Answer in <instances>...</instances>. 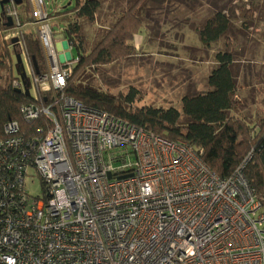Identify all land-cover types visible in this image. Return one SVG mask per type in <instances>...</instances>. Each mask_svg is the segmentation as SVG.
<instances>
[{
	"label": "built area",
	"instance_id": "1",
	"mask_svg": "<svg viewBox=\"0 0 264 264\" xmlns=\"http://www.w3.org/2000/svg\"><path fill=\"white\" fill-rule=\"evenodd\" d=\"M29 2L48 69L38 76L24 57L26 70L36 97L40 85L54 101L21 111L44 113L52 128L33 143L44 179L33 195L30 141L17 121L5 127L0 264H264V207L241 168L222 178L186 141L58 96L76 60L61 61L45 0Z\"/></svg>",
	"mask_w": 264,
	"mask_h": 264
},
{
	"label": "trees",
	"instance_id": "2",
	"mask_svg": "<svg viewBox=\"0 0 264 264\" xmlns=\"http://www.w3.org/2000/svg\"><path fill=\"white\" fill-rule=\"evenodd\" d=\"M143 1L135 0L105 28L101 38L90 49L85 41L84 25L97 21L103 0H76L73 6L47 11V21L54 39L57 32L52 20L68 18L60 32L68 45L78 52V57L71 60H76L74 64H64L70 65L72 72L65 86L57 90L58 96H70L89 108L108 112L170 140H184L222 178L232 176L241 168L264 207V107H255V113L247 112L237 97L240 70H235L236 58L230 35L232 20L226 11L217 9L198 30L202 43L207 46L225 38L226 50H220L214 56L216 65L207 78V89L185 94L181 99V107L140 104L142 91L136 86L113 93L91 84V76L99 67L128 60L136 52L135 39L141 36L145 26L139 14ZM10 5H14L17 10L11 16L12 25H8L7 9ZM110 19L112 15L108 21ZM35 21L29 0H22L21 4L10 0L5 4L4 11L0 5V67L7 68V82L0 84V143L8 137L6 125L17 121L20 134L30 141L26 147V162L44 188V179L36 167L37 150L33 143L48 134L52 122L42 112L34 120L27 119L21 108L26 105L41 109L50 106L54 101V91L37 85L39 96L36 97L32 92V84L30 94L14 87V82L21 80L15 74L16 53H21L23 59L27 57L32 68L36 61L38 73L35 67L33 69L38 76L44 75L48 69L37 28L34 30L32 27ZM28 25L32 27L30 30L25 28ZM12 32L17 35L8 37ZM15 38L17 41H14ZM5 154L11 155L0 148V156Z\"/></svg>",
	"mask_w": 264,
	"mask_h": 264
},
{
	"label": "rangeland",
	"instance_id": "3",
	"mask_svg": "<svg viewBox=\"0 0 264 264\" xmlns=\"http://www.w3.org/2000/svg\"><path fill=\"white\" fill-rule=\"evenodd\" d=\"M69 2L45 0L49 12L66 5L73 6L76 0L72 4ZM134 2L103 0L97 21L84 25L87 48H92L105 28ZM217 9L226 11L232 20L230 35L236 58L235 70H240L237 97L247 112L255 113V107H264V0H144L139 14L145 29L135 39L136 52L128 60L99 67L91 76V84L113 93L136 86L142 91L140 104L181 107L185 94L207 89V78L216 65L214 56L218 51L226 50L225 38L207 46L198 33ZM111 15L112 19L108 21ZM67 19L52 20L57 40L62 38L60 31L66 26ZM36 22L32 24L34 30L38 25ZM32 27L25 28L30 30ZM16 35L12 32L8 37ZM67 51L68 60L78 57L75 48L68 46ZM59 54L63 56L65 51ZM24 60L27 68V59ZM15 74H18L16 66ZM6 82L7 68L0 67V84ZM26 188L33 195L42 194V184L37 177H28Z\"/></svg>",
	"mask_w": 264,
	"mask_h": 264
},
{
	"label": "water",
	"instance_id": "4",
	"mask_svg": "<svg viewBox=\"0 0 264 264\" xmlns=\"http://www.w3.org/2000/svg\"><path fill=\"white\" fill-rule=\"evenodd\" d=\"M10 0H0V5L2 10L4 11V6L5 4H7ZM15 2L17 4H21L22 0H15ZM13 24V19L11 16L8 17V25H12ZM14 41H17V38L14 39ZM16 70L18 72V75L20 77V79L23 81L24 84V91L28 94H30V80H29V76L26 70V65H25V61L23 59V56L21 53H16ZM34 67L37 69V73H38V66L36 61L34 60ZM22 90V89H19Z\"/></svg>",
	"mask_w": 264,
	"mask_h": 264
},
{
	"label": "crops",
	"instance_id": "5",
	"mask_svg": "<svg viewBox=\"0 0 264 264\" xmlns=\"http://www.w3.org/2000/svg\"><path fill=\"white\" fill-rule=\"evenodd\" d=\"M73 3V0H70L69 4H72ZM45 9H46V6H45ZM47 11V9H46ZM61 18V17H60ZM64 18V17H63ZM62 18V19H63ZM137 38V37H136ZM55 45H56V49L58 51V53H62V51H65V54L63 56H61L60 54V59L61 61H66L68 60V51H67V47L69 46L68 43L66 42V40H64L63 38H60V39H56L55 38Z\"/></svg>",
	"mask_w": 264,
	"mask_h": 264
}]
</instances>
